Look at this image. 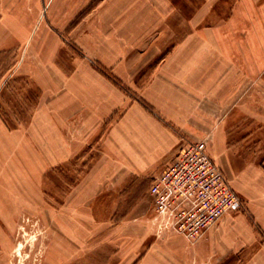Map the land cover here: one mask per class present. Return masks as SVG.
I'll return each instance as SVG.
<instances>
[{"label":"rangeland","instance_id":"rangeland-1","mask_svg":"<svg viewBox=\"0 0 264 264\" xmlns=\"http://www.w3.org/2000/svg\"><path fill=\"white\" fill-rule=\"evenodd\" d=\"M0 18V264H133L120 254L140 233L175 235L148 193L165 156L144 159L136 135L160 118L145 95L170 58L192 55L227 96V147L264 143V0H0ZM200 131L175 148L208 145Z\"/></svg>","mask_w":264,"mask_h":264},{"label":"crops","instance_id":"crops-1","mask_svg":"<svg viewBox=\"0 0 264 264\" xmlns=\"http://www.w3.org/2000/svg\"><path fill=\"white\" fill-rule=\"evenodd\" d=\"M3 30L13 31L3 25L0 18V34ZM192 43L187 37L176 44L174 50H191ZM196 64L192 55L185 59L173 57L165 64L168 68H162L166 72L156 75L154 81L159 82L155 84L157 90L153 89L150 95H145V100L154 106L160 118L155 120L152 117L154 120H151L149 116H144V120L139 119L137 143L142 146L144 159L154 152L165 156L158 175L178 152L175 147L184 133L192 134L195 127L201 129L196 136L204 137L206 133L210 137V149L207 145V150L210 155H215L232 188L243 199L244 208L222 216L195 244H190L181 235L156 239L151 233H140L136 240L141 251L134 254L126 249L120 256L133 264H264V143L251 132L248 137L240 138L232 147H227L226 129L232 125L227 117H223L214 126L215 114L227 110L222 99L227 96L223 94L218 98V93H211L210 84L202 83L209 80V73L205 72V67L200 68ZM224 71L219 74V79H226L227 74L236 75L234 64L224 66ZM211 128L215 129L209 134ZM250 128H254V122H251ZM181 130L185 132L181 133ZM125 137L128 140L125 138L123 144L129 150V132ZM200 139L207 143L205 138ZM124 219L128 220L127 224L137 225L140 231L148 227L145 221L136 222L129 216Z\"/></svg>","mask_w":264,"mask_h":264},{"label":"built area","instance_id":"built-area-1","mask_svg":"<svg viewBox=\"0 0 264 264\" xmlns=\"http://www.w3.org/2000/svg\"><path fill=\"white\" fill-rule=\"evenodd\" d=\"M160 230L183 236L190 244L227 213L244 208L204 139L185 141L148 190Z\"/></svg>","mask_w":264,"mask_h":264}]
</instances>
